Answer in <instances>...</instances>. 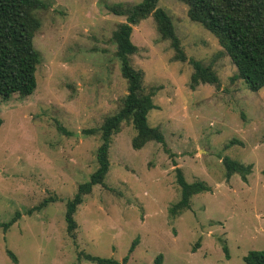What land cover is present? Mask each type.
Returning a JSON list of instances; mask_svg holds the SVG:
<instances>
[{
	"label": "rangeland",
	"instance_id": "obj_1",
	"mask_svg": "<svg viewBox=\"0 0 264 264\" xmlns=\"http://www.w3.org/2000/svg\"><path fill=\"white\" fill-rule=\"evenodd\" d=\"M140 1L44 0L36 13L37 87L0 101V224L20 215L0 228V264H94L86 254L119 263L128 255L126 264H156L159 256L160 264H245L249 251H264V87L253 92L236 78L216 39L176 0L157 7L171 18L186 61L175 59L152 16L131 35V65L155 92L147 122L164 144L134 149L135 131L123 123L104 185L84 196L67 232L66 202L97 169L98 129L127 94L112 37L125 18L107 7ZM190 60L210 66L218 84L192 89ZM225 157L251 167L246 181L226 177ZM177 170L210 191L171 216L180 200ZM45 199L55 201L26 214Z\"/></svg>",
	"mask_w": 264,
	"mask_h": 264
},
{
	"label": "trees",
	"instance_id": "obj_2",
	"mask_svg": "<svg viewBox=\"0 0 264 264\" xmlns=\"http://www.w3.org/2000/svg\"><path fill=\"white\" fill-rule=\"evenodd\" d=\"M187 6L188 18L200 24L217 41L236 68V78L243 80L253 92L264 87V0H176ZM159 0H141L129 6L113 5L107 7L116 16L124 17L113 32L116 57L120 62V72L127 82V94L120 109L104 119L98 129L100 145L97 149V169L89 180L78 186L73 198L66 202L65 222L67 232L73 235L76 228L74 215L83 203L85 195L91 193L95 186H103L109 172V149L112 136L119 133L123 123H130L135 131L132 147L140 150L149 142L164 144L159 129L148 125L147 115L155 108L154 90L146 91L143 73L131 65V57L137 53V47L131 41L133 27L149 16L154 19L157 31L165 40H169L175 51V59L186 61L185 54L176 37L171 18L158 8ZM47 8L44 0H0V101H7L13 95L27 97L37 87L36 72L41 63L40 53L34 47V37L41 23L37 12ZM194 72L191 76V88L200 83L218 84V78L210 66L190 60ZM2 119L0 118V125ZM91 130L88 133H94ZM226 177L239 174L242 180L251 172L250 166H243L228 157L223 159ZM177 184L180 188V200L170 209L171 216L181 214L189 209L191 198L210 189L201 182L187 183L180 170ZM54 199H45L38 206L29 209L26 214L40 211ZM17 213L10 221L0 224L6 232L18 219ZM132 243L129 253L135 248ZM227 257V251L224 248ZM8 256L17 262L11 252ZM159 256L156 264H160ZM84 259L94 264H126L128 255L122 263L109 258L89 254ZM245 264H264V251H249L244 257Z\"/></svg>",
	"mask_w": 264,
	"mask_h": 264
}]
</instances>
